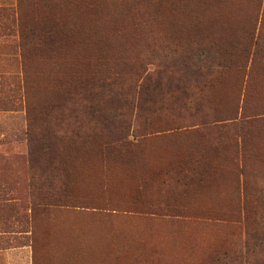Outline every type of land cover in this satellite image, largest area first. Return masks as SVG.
I'll return each mask as SVG.
<instances>
[{
	"label": "rangeland",
	"instance_id": "374dc122",
	"mask_svg": "<svg viewBox=\"0 0 264 264\" xmlns=\"http://www.w3.org/2000/svg\"><path fill=\"white\" fill-rule=\"evenodd\" d=\"M113 1L0 0V264H264V0Z\"/></svg>",
	"mask_w": 264,
	"mask_h": 264
},
{
	"label": "trees",
	"instance_id": "16d2710c",
	"mask_svg": "<svg viewBox=\"0 0 264 264\" xmlns=\"http://www.w3.org/2000/svg\"><path fill=\"white\" fill-rule=\"evenodd\" d=\"M92 1L94 0H90V3H92ZM224 2L225 1L223 0H218V4L222 7L227 6ZM131 6L132 2L127 3L125 9L123 10L120 3L116 1L101 0L100 7L98 9L93 7L88 12H84V10L79 11L80 21L84 25L83 39L73 40L74 47L68 51V61H74L78 63L76 66H81L79 63L81 62L80 58L84 57L83 55L96 53L102 54L118 49L123 51L133 46L137 40L136 34L120 36L114 34L116 31L118 32V28L120 26H125L124 30L130 28L131 20L128 17V14ZM89 17L91 18L90 20ZM144 165L145 161L141 160L137 166L142 167ZM78 174H81L82 177L84 176V174L80 171Z\"/></svg>",
	"mask_w": 264,
	"mask_h": 264
}]
</instances>
